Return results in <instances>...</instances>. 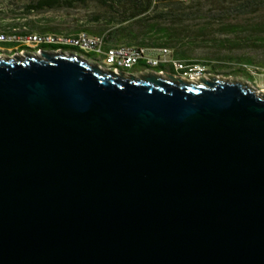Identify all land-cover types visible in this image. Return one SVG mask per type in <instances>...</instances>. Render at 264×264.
I'll return each instance as SVG.
<instances>
[{"label": "water", "instance_id": "obj_1", "mask_svg": "<svg viewBox=\"0 0 264 264\" xmlns=\"http://www.w3.org/2000/svg\"><path fill=\"white\" fill-rule=\"evenodd\" d=\"M0 58V264H264V96Z\"/></svg>", "mask_w": 264, "mask_h": 264}, {"label": "trees", "instance_id": "obj_2", "mask_svg": "<svg viewBox=\"0 0 264 264\" xmlns=\"http://www.w3.org/2000/svg\"><path fill=\"white\" fill-rule=\"evenodd\" d=\"M35 4L28 10V15L41 14L47 11H54L63 7L74 8L77 4L89 5L95 3L103 10L90 20V26L100 27L102 24L112 23L126 24L136 23L130 28H120L110 33L106 29L98 32L91 28H85L79 32H86L91 36H103L109 46H128V47H147V48H174L179 44L188 42L194 44L203 42L204 36L213 26L208 22L197 32L191 33L187 28L193 20L203 19L204 10H216L217 16L221 21L223 31L231 34L247 32L249 37L245 43L256 45L264 42V0H190L189 4L184 0H35ZM234 18L236 23H228ZM214 20V19H213ZM138 30V31H137ZM34 34L48 35L52 30L29 31ZM26 36L28 33H23ZM118 39H124L125 42ZM241 43V42H240ZM240 43H231L232 47ZM226 47V43H220ZM253 45V44H252ZM17 47H14V49ZM42 51L64 50L81 54L78 50L65 48L56 45L41 46ZM22 51H29L22 48ZM175 58L199 65L203 69H208L209 73H218L219 68L206 61H190L183 52H175ZM240 68L237 70L236 77H245L249 83L253 81L252 76L245 70V66H250L252 61L241 60ZM141 66V65H140ZM142 67V66H141ZM220 68H222L220 66ZM163 67L157 69L156 73L161 72Z\"/></svg>", "mask_w": 264, "mask_h": 264}, {"label": "rangeland", "instance_id": "obj_3", "mask_svg": "<svg viewBox=\"0 0 264 264\" xmlns=\"http://www.w3.org/2000/svg\"><path fill=\"white\" fill-rule=\"evenodd\" d=\"M62 2L69 0H61ZM35 0H0V34L8 36L28 37L34 34L29 31L35 30H52L51 35L57 36H74L80 33V30L85 28H91L97 32L101 29H106V33H110L120 28H130L136 23H112L110 25L102 24L100 27L90 26V20L95 16L103 12L102 8L95 3L89 5L77 4L74 8L63 7L54 11H47L41 14L28 15V10L35 4ZM186 4L190 3V0H184ZM202 14L203 19L193 20L191 24L187 26L191 30V33L197 34L205 24L212 22L213 26L204 36L203 42H196L194 44L181 43L174 48H167L173 54L175 52L185 53L190 61H206L219 67L216 71L218 73H209L208 69L201 67L202 73L193 77V81L190 84L205 86V82H231L240 83L250 88L256 94L264 92V42L262 44L245 43L249 34L247 32H241L231 34L223 31L221 21L216 18V10L210 11L204 10ZM214 19V20H213ZM228 23L235 24L234 18H231ZM136 26V25H135ZM138 31V30H137ZM23 33H28L24 36ZM103 37V36H102ZM125 42L124 39H118ZM229 42L240 43L237 47L236 44L232 47L229 46ZM220 43H226V47L218 45ZM253 44V45H252ZM14 47H17L14 49ZM23 47H18L16 44H0V58L4 60L14 58H26L27 56L39 57L43 59V53L38 54V50L34 51L33 48H29L30 51H22ZM53 52V51H51ZM241 60H250L252 64L245 66V70L252 76L253 81L249 83L245 77H236L235 74L240 68ZM220 66L222 68H220ZM139 72H141L139 74ZM153 70H145L140 65L135 67L130 72L126 73L125 77L134 75L136 78L147 76ZM170 74H172L170 72ZM168 77L165 72V78Z\"/></svg>", "mask_w": 264, "mask_h": 264}, {"label": "built area", "instance_id": "obj_4", "mask_svg": "<svg viewBox=\"0 0 264 264\" xmlns=\"http://www.w3.org/2000/svg\"><path fill=\"white\" fill-rule=\"evenodd\" d=\"M0 44H16L18 47L27 48L28 50L33 48L34 51L38 50V54L44 52L40 50V47L46 45L71 48L78 50L81 54L64 50L47 51V53L78 56L97 69H99V63L112 62L113 72L100 71L115 75H121L122 69H134L138 65H141L145 70L155 72L163 67L161 72L158 73L163 77H165L166 70H186L188 79L182 80L190 83L195 75L202 73L201 66L176 59L175 55L167 48L109 46L105 37L91 36L86 32L74 36L48 34L18 37L0 34Z\"/></svg>", "mask_w": 264, "mask_h": 264}, {"label": "bare ground", "instance_id": "obj_5", "mask_svg": "<svg viewBox=\"0 0 264 264\" xmlns=\"http://www.w3.org/2000/svg\"><path fill=\"white\" fill-rule=\"evenodd\" d=\"M99 70H104L105 72H113L112 62L99 63ZM131 70H133V69H122V74L125 75L126 73L130 72ZM172 74H174L177 77H180L181 79H188V72L186 70H172ZM261 94H264V92ZM257 95H260V93Z\"/></svg>", "mask_w": 264, "mask_h": 264}, {"label": "flooded vegetation", "instance_id": "obj_6", "mask_svg": "<svg viewBox=\"0 0 264 264\" xmlns=\"http://www.w3.org/2000/svg\"><path fill=\"white\" fill-rule=\"evenodd\" d=\"M46 51H44V53H45ZM166 72V75L167 76H174L175 78H178V79H181L180 77H177V76H175L174 74H170V72L172 73V70H166L165 71ZM141 72H139V74H140ZM149 74L147 75V76H145V77H141V78H136L134 75H131V76H133L135 79H140V80H142V79H145V78H149V77H152V76H156L157 77V75H159L158 73H153V72H148ZM130 77V76H129ZM162 78H165V77H163L162 76Z\"/></svg>", "mask_w": 264, "mask_h": 264}]
</instances>
